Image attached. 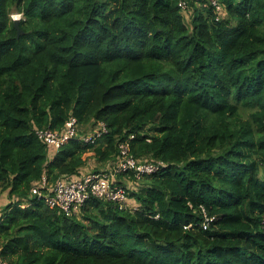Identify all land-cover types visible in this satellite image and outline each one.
Wrapping results in <instances>:
<instances>
[{"label":"trees","instance_id":"obj_1","mask_svg":"<svg viewBox=\"0 0 264 264\" xmlns=\"http://www.w3.org/2000/svg\"><path fill=\"white\" fill-rule=\"evenodd\" d=\"M181 1L0 0L11 264H264V0ZM72 116L79 134L58 150L39 138ZM99 121L107 132L84 143ZM125 141L166 163L118 174L137 182L135 209L92 197L66 215L32 194L43 176L114 170Z\"/></svg>","mask_w":264,"mask_h":264},{"label":"built area","instance_id":"obj_2","mask_svg":"<svg viewBox=\"0 0 264 264\" xmlns=\"http://www.w3.org/2000/svg\"><path fill=\"white\" fill-rule=\"evenodd\" d=\"M215 6L216 11L221 12L223 6L218 0H210L207 4ZM180 5L186 7L187 3L182 0ZM107 132V125L99 121L97 126L90 132L81 136L84 143H96L97 140ZM37 134L41 140L58 150L65 142L79 134V122L77 117L72 116L67 121L63 131L52 130L51 128H40ZM164 161H138L131 152L129 141L120 144V155L116 168L111 171L102 170L90 172L80 177H61L54 182H50L46 176L36 181L32 187V194L45 200L52 208H58L66 215L78 214L92 197L106 200H113L121 207L136 208L133 205L128 189L116 182L118 174L124 172H134L137 179H141L144 174L156 172L160 167L165 166ZM205 211V209H203ZM208 217L204 222L208 224ZM0 264H11L2 253L0 247Z\"/></svg>","mask_w":264,"mask_h":264},{"label":"rangeland","instance_id":"obj_3","mask_svg":"<svg viewBox=\"0 0 264 264\" xmlns=\"http://www.w3.org/2000/svg\"><path fill=\"white\" fill-rule=\"evenodd\" d=\"M21 16L22 15L20 13L16 12V11H14L12 13V17L14 19L15 18H19L20 19ZM243 111H244V114L247 116L248 115V112H245V110H243ZM82 130H83V128H82ZM91 153L92 152H88L86 155H90L89 157H91V159H92L93 158V155H91ZM118 184H121V185L125 186L126 188L132 189V188L136 187L137 182L135 180H133L132 177L128 176L127 179L125 180V184L122 183V182H119ZM9 202H10L9 199L7 197L2 196V194H1L0 195V211Z\"/></svg>","mask_w":264,"mask_h":264},{"label":"crops","instance_id":"obj_4","mask_svg":"<svg viewBox=\"0 0 264 264\" xmlns=\"http://www.w3.org/2000/svg\"><path fill=\"white\" fill-rule=\"evenodd\" d=\"M89 163H90V165H94V166L98 165V164L96 163L95 158H94V159H91V160L89 161ZM106 168H107V165H103L102 168H101V170H105ZM86 170H87V169H86ZM85 172H87V171H85ZM126 179H127V178H125V176H124V178L119 179V181L121 180V182L123 181L124 184H125V180H126Z\"/></svg>","mask_w":264,"mask_h":264},{"label":"water","instance_id":"obj_5","mask_svg":"<svg viewBox=\"0 0 264 264\" xmlns=\"http://www.w3.org/2000/svg\"><path fill=\"white\" fill-rule=\"evenodd\" d=\"M19 21H20L19 18H15V24H16V26L18 28V35H20L22 33V30H21V28L19 26Z\"/></svg>","mask_w":264,"mask_h":264}]
</instances>
